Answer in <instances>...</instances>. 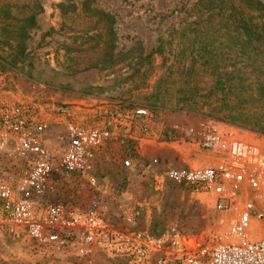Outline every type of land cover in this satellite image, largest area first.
<instances>
[{
  "label": "rangeland",
  "instance_id": "rangeland-1",
  "mask_svg": "<svg viewBox=\"0 0 264 264\" xmlns=\"http://www.w3.org/2000/svg\"><path fill=\"white\" fill-rule=\"evenodd\" d=\"M40 1L43 11L36 17V26L29 30L24 57L14 66L0 68V105L23 95L49 106L52 102L57 105L77 102L81 107L74 110L73 117L88 123L104 119L103 111L92 113L91 110H99L96 107L100 108L105 99L119 100L126 108L147 106L153 113L152 132L147 140L122 147L113 142L96 161V187L87 185L78 189L74 179L68 182L62 176L58 186L63 196L81 205L98 202L115 223H120L126 215L133 216V228L151 235L177 231L200 241L219 239L228 228L231 214H219L202 196L166 176L167 170L185 166L179 153L184 150L181 130H187L193 139L186 140L196 145L201 123L216 118L206 106L179 102L177 107H171L175 101L154 105L152 98L142 95L151 91L160 74L169 75L166 67L176 49L182 48L185 51L182 61L189 65L194 60L201 74L212 64L223 62L218 44L205 49V40L199 36L204 30L201 21L208 15L204 3L199 0H96V7L114 17V54L122 60L106 69L101 68L102 64L75 69L66 47L83 49L93 41L62 25L57 8L60 0ZM185 32L187 35L183 36ZM70 54L84 59L94 55L88 51ZM147 54L150 57L144 58ZM233 55L231 51L226 57L232 59ZM201 77L208 80L206 74ZM140 80L144 83L134 88ZM176 80L167 85L168 94H177L182 87ZM199 86L204 87L205 82L201 81ZM173 124H178L180 129L174 131ZM175 139L179 142L177 149L173 147ZM10 146L8 141L0 144V177L11 179L14 186H19L25 158ZM126 150L128 153L121 155ZM125 156L131 159L128 166L122 161ZM135 211L139 215L134 217ZM127 225L131 229V223ZM252 227L255 234L264 236V221L254 222ZM0 259L23 264H128L127 257L121 253L95 251L89 256H80L70 249L38 252L9 235L2 224Z\"/></svg>",
  "mask_w": 264,
  "mask_h": 264
},
{
  "label": "built area",
  "instance_id": "built-area-1",
  "mask_svg": "<svg viewBox=\"0 0 264 264\" xmlns=\"http://www.w3.org/2000/svg\"><path fill=\"white\" fill-rule=\"evenodd\" d=\"M80 107L77 102L49 106L24 95L0 105V144L8 141L25 158L19 186L0 177V224L9 235L38 252L121 253L128 264H264V236L252 227L264 221L263 133L216 119L201 123L198 146L210 163L172 168L166 176L219 214L230 213L228 228L219 239L201 241L177 231L151 235L133 228V216L115 223L96 201L71 203L58 181L63 176L74 179L78 189L96 187L99 156L113 142L122 147L147 140L152 111L105 99L99 110H91L103 111L104 119L88 123L73 117ZM173 142L177 149L179 142ZM126 156L122 161L128 166Z\"/></svg>",
  "mask_w": 264,
  "mask_h": 264
},
{
  "label": "trees",
  "instance_id": "trees-1",
  "mask_svg": "<svg viewBox=\"0 0 264 264\" xmlns=\"http://www.w3.org/2000/svg\"><path fill=\"white\" fill-rule=\"evenodd\" d=\"M96 0H60L57 4L62 25L69 31H79L85 40H92L85 48L66 47L75 69H86L102 64L101 68L115 66L122 59L114 54L116 35L114 17L99 9ZM208 15L202 34L205 49L218 44L222 63L212 64L201 74L195 61H182L185 51L173 52L167 65L169 75H159L145 98L154 105L175 101L209 107L212 117L238 127L264 134V2L261 0H199ZM43 11L40 0H0V68L14 66L24 57L25 40L29 30L36 26V17ZM197 23V22H196ZM198 29V28H197ZM195 30V29H194ZM196 33H199L197 30ZM186 36V32L184 33ZM88 51L87 58L70 54ZM234 51L233 58L227 54ZM124 55V54H123ZM150 54L144 58H149ZM226 61H225V60ZM228 60V61H227ZM164 64V61L162 62ZM175 72V76L173 75ZM181 74V75H178ZM208 77L205 81L201 76ZM183 75H189L186 78ZM175 78L182 86L177 94H168ZM171 79L170 81H168ZM205 82L200 87V82ZM144 83L140 80L134 88ZM166 93H162V90ZM204 90L203 92H200ZM163 91V92H164ZM171 105V104H170ZM168 133V131H167ZM166 134V132H165ZM0 264H23L4 261ZM30 264V263H27Z\"/></svg>",
  "mask_w": 264,
  "mask_h": 264
},
{
  "label": "crops",
  "instance_id": "crops-1",
  "mask_svg": "<svg viewBox=\"0 0 264 264\" xmlns=\"http://www.w3.org/2000/svg\"><path fill=\"white\" fill-rule=\"evenodd\" d=\"M177 126V129H180L178 124H173L172 127ZM176 129V130H177ZM184 135V150L183 152H179L180 155L182 156L183 162L185 166L191 165V166H203L205 164H209V158H207V152L200 149L198 146V142L196 143V145H192L189 141H191L193 139V137L190 135V133H188L187 130H181L180 132V136ZM190 138L191 140L187 141L186 138ZM187 145V146H186ZM192 145V146H189ZM184 166V167H185Z\"/></svg>",
  "mask_w": 264,
  "mask_h": 264
}]
</instances>
